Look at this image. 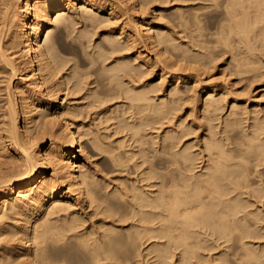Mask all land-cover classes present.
<instances>
[{"label": "bare ground", "instance_id": "6f19581e", "mask_svg": "<svg viewBox=\"0 0 264 264\" xmlns=\"http://www.w3.org/2000/svg\"><path fill=\"white\" fill-rule=\"evenodd\" d=\"M208 29L217 37L212 44ZM66 34L79 43L74 53L86 60L91 80L61 45ZM221 43L232 71L257 76L264 0H0V81L8 79L0 121V264H264V118L244 126L235 89H199L205 70L219 68ZM45 89L55 90V102L63 91L85 89V96L130 100V115L124 112L117 129L129 130L135 146H114L97 131L89 150L148 170L109 189L94 150L67 115L74 110L58 103L56 114H34ZM227 105L217 130L197 124ZM183 110L205 132L198 152L183 146L191 129L174 120Z\"/></svg>", "mask_w": 264, "mask_h": 264}, {"label": "rangeland", "instance_id": "374dc122", "mask_svg": "<svg viewBox=\"0 0 264 264\" xmlns=\"http://www.w3.org/2000/svg\"><path fill=\"white\" fill-rule=\"evenodd\" d=\"M218 9H219V11L222 10L221 7L217 8V10ZM56 15H57V12L55 13L54 18ZM218 18H219V15H218ZM207 24H209V23H207ZM76 26L77 27H76V30L74 33H76L78 31L77 28L79 29L81 27V24L80 25L77 24ZM211 31H213V30L208 29L207 33H206L208 35V36H206V39L208 41L211 40L209 42L210 44H212L213 40H215L217 38V37L215 38V36L210 33ZM45 33H47V32H45ZM45 36H46V34H44L42 36V43H44V40L46 38ZM67 36H68V34L63 36V38H62L63 41H62L61 45L63 46V48L66 51L68 49H72V50H68L69 54H67V55L69 57H72V58L75 57V59H72L71 61L73 64H75V66L77 65L79 67V70L81 71V73H84L85 76L84 75L82 76L83 78L86 77L84 79V81L86 82V79L88 81L89 77L91 80V75H87L88 68L87 67L85 68V66H86L85 61L86 60L82 59V57H80V56H76V54H75L77 51L76 46H78L79 43L76 42V44H75L74 43L75 41H73L70 36H68V37ZM65 38H67V39H65ZM67 40H68V42H67ZM70 40L73 42H71ZM260 42L261 41L258 40V43H260ZM70 43H72L73 45L72 44L70 45ZM219 46H221L222 48L221 47L218 48L219 54H218L217 58L215 59L216 63L219 64V68L215 70V73L213 75H210L211 74L210 70H208V71L205 70V72L201 76L203 81L200 83L199 89L201 91H203L202 88L204 87V85H207L209 83H214L219 88L224 87V89H227V88L235 89L237 95H239V99L241 100L240 104H239L241 107H240V110L238 109V111L242 112L241 115L243 117H245V120L243 122L244 126H247L248 123L253 122L255 117L264 118V66L261 67L260 71L257 72L258 73L257 76H255L256 72L247 71L246 70L247 68L244 70L232 71V66L230 64V59H231L230 51L229 52L226 51V49L223 48L222 43ZM262 47H264V45ZM89 49L91 50V47ZM260 49H261V47H260ZM70 62H69V64H70ZM77 62L80 64H78ZM72 63L70 65H73ZM211 64L212 63L210 62L209 66ZM155 69L158 72L160 70L159 65L156 66ZM71 77H72L71 75L65 76L66 80H68V81L71 80L70 83H73V81L75 82L76 77H73V78H71ZM6 78L4 80L0 81V121L3 118V110H4V107H5L6 102H7V93H6L5 88H6V85L8 84V79H6ZM16 83H17V80H15L13 82L12 86L16 85ZM93 84H92L93 86H96V87H94L95 89L99 88V86H97L96 83H93ZM250 85H252V86L249 87ZM89 86H91V84ZM45 91H46V89L44 90L43 94L46 95L45 96L46 98L44 101L38 102V104H40V105L34 111L35 112L34 114H36V115H37V113L40 114L45 109H46V112L51 111L50 113L56 114L57 108H58L57 107L58 103L60 105L63 103L62 106L66 107L68 109L67 111H69L70 109L74 110V113H75L74 115L72 113H69L66 111L67 115H68V117H72V119L74 120L75 129L78 128L81 130L80 133L82 134V136L84 135V137H82L83 141H85L89 146L88 150L90 147H92L91 146V137H93L92 135L97 131L98 132L100 131L99 133L102 134L101 137L103 135H105V137L103 136L102 138H104L105 141H107V143L110 142L114 146L116 144H118L119 141H124V140H125L126 144H128L126 149H128V148L131 149V146H135L136 142H134V139H131V136L129 135V133H130L129 130H127V129H126L127 131L123 130V129L121 130V128H119V130L117 129V125L119 124V122L123 118H125L126 115H127L126 117H129L128 115H130V112L129 113L126 112L130 100H128V101L124 100L125 98L122 99V97H120L121 99H118L119 96H114V95L108 96V98H107V96H105V98H104V96H102V97L85 96V92H86V89H85L84 91L82 90V91H77V92L74 90V92H69V94H68V91H65V92L63 91L61 93V96L58 98L59 99L58 102H55L56 101L55 100V93H54L55 90L49 91V92H51L50 94H46ZM66 92H67V94H66ZM101 98H103V99L101 101H99V99H101ZM113 98H115V100H113ZM91 99H92V101H91ZM95 103H97L98 105ZM89 104H91V105H89ZM41 105H43V107H41ZM49 105H50V108H49ZM85 107H86V109H85ZM117 107H118V109H116ZM122 108H123V110H122ZM77 110H79V113L76 112ZM107 110H109L108 111L109 113L107 112ZM116 110H117V112H119V114L116 112ZM100 112L101 113L103 112V113L101 114ZM112 112H115L116 115ZM124 112L126 115L124 114ZM229 112H230V108L227 105L225 110L223 111V113H221L219 116H217L219 118H217L216 116L211 117V118H207L205 116L202 124H200L199 119H195V120H196L198 125H203V129L205 130V132H208L210 130L211 125L215 126V129L217 130L219 128L218 124L220 123V119H221V121H224L225 118L228 116ZM103 114H104V116H103ZM199 115H200V118H202V114H199ZM75 116L78 118H76ZM115 118H116V121H115ZM192 118H193L192 116H188V113L183 110V111H180L179 113L176 114V116L174 117V120L177 124L182 123L183 125H186L187 127H189L191 129V134H189L188 136H186L184 138L185 142L183 141L184 142L183 146L186 144H191V145H193L192 150L198 152L199 148L204 147V135H205L204 133L205 132H202L201 130H196L195 127L190 125L191 122H189V120ZM107 119H109V121H107ZM115 122H116V124H115ZM223 124H224V122H223ZM106 125L107 126L109 125V126L107 127ZM33 126L34 127H33L32 131L36 132L37 128L35 127V123L33 124ZM167 129H168V127H163L162 129L159 128V132L162 133V135H164L166 133ZM152 130L153 129H149L148 130L149 134L146 136L148 139L151 140V142H152V138H150L149 136H150V134H152ZM59 133H60V131L57 130V134H59ZM108 133H109V135H108ZM47 134L48 135H46L47 136L46 146H49V144L51 143L52 140H51L50 134L49 133H47ZM156 134H157V132H154L153 136H156ZM60 138L63 139L61 141L64 142L65 139L62 135H60ZM107 143L104 144V146L107 145ZM129 144H130V146H129ZM93 150H94L93 153L95 155V156H93V159L98 160L100 163V167L103 169L102 172H99V174L101 176L103 174H105L104 177L109 183V189H114L117 185H124L122 183L124 181H126L128 183H132L133 180L139 179L142 176V172L145 173V171L148 170V169H146L147 164H143L142 166L138 167L135 164L134 160H131V159H126L124 164H120V165L113 164L110 161L111 159H110V154L108 151H104L103 153H100L98 151L99 149H92L91 148V150H89L90 151L89 153H91V151H93ZM138 161H141V159L138 158ZM198 161L199 160H197V164H196L197 168L195 169V171L197 169H199L200 162H198ZM48 173L51 174L52 169H49ZM251 208H254V206Z\"/></svg>", "mask_w": 264, "mask_h": 264}]
</instances>
